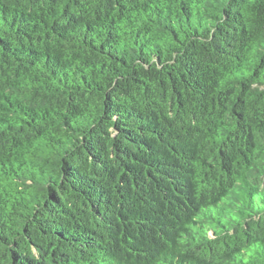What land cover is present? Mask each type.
<instances>
[{"label": "trees", "instance_id": "1", "mask_svg": "<svg viewBox=\"0 0 264 264\" xmlns=\"http://www.w3.org/2000/svg\"><path fill=\"white\" fill-rule=\"evenodd\" d=\"M0 264H264V0H0Z\"/></svg>", "mask_w": 264, "mask_h": 264}]
</instances>
